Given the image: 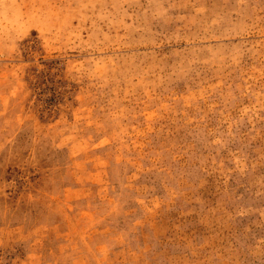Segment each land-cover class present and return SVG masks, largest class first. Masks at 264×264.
Segmentation results:
<instances>
[{"label": "rangeland", "instance_id": "374dc122", "mask_svg": "<svg viewBox=\"0 0 264 264\" xmlns=\"http://www.w3.org/2000/svg\"><path fill=\"white\" fill-rule=\"evenodd\" d=\"M0 264H264V0H0Z\"/></svg>", "mask_w": 264, "mask_h": 264}]
</instances>
